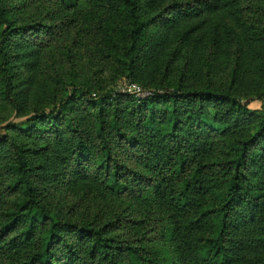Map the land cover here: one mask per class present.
<instances>
[{"label":"trees","instance_id":"1","mask_svg":"<svg viewBox=\"0 0 264 264\" xmlns=\"http://www.w3.org/2000/svg\"><path fill=\"white\" fill-rule=\"evenodd\" d=\"M31 1L77 8V0ZM159 4L99 0L116 63L143 81L169 43L164 32L188 36L220 23L212 45L234 56L228 86L182 85L137 99L93 94L45 69L17 84L14 52L43 59L40 50L63 32L21 23L0 0V264H264V115L243 103L264 101V5ZM247 20L252 52L244 55L234 28ZM11 112L26 121H8ZM78 188L132 209L76 218L61 200ZM5 196L16 199L9 211Z\"/></svg>","mask_w":264,"mask_h":264},{"label":"rangeland","instance_id":"2","mask_svg":"<svg viewBox=\"0 0 264 264\" xmlns=\"http://www.w3.org/2000/svg\"><path fill=\"white\" fill-rule=\"evenodd\" d=\"M79 1L77 0L76 9L66 10L55 2L10 0V4L17 8L15 14L21 23L35 21L37 24L59 28L63 32L47 49L40 50L43 54L47 51L43 59L27 57L23 50L14 52L12 73L17 84L24 85L32 77L36 79V76H43L44 69L50 71V76L54 79L61 78L64 83L92 90L93 94L108 91L122 94L131 84L139 86L142 95L147 97L157 91H172L182 85L202 88L211 82L218 87L230 84L234 56L228 48L212 45V27L220 23L206 21L198 33L188 36H185L184 30L180 33L164 32L169 43L157 65L145 69L143 81H134L113 57V44L108 41L101 27L104 19L99 15V0H87L90 5L87 11H84L86 8ZM171 1L173 0H160L159 8L162 9ZM253 2L255 5L262 2L264 5L260 0ZM256 17L259 19V15ZM253 22L254 20H247L244 28H234L239 36L238 47L244 55L252 52L246 32ZM243 103L249 104L254 113L264 115V101L245 98ZM8 121L24 123L26 118H18L16 112H11L8 114ZM83 191V188H78L71 194L62 195V206L65 209L74 208L76 218L82 214L93 216L99 211L116 217L127 213L128 207L132 209V202L103 197L95 191L86 195L82 194ZM15 200L5 196L2 198V208L5 211L11 210Z\"/></svg>","mask_w":264,"mask_h":264},{"label":"built area","instance_id":"3","mask_svg":"<svg viewBox=\"0 0 264 264\" xmlns=\"http://www.w3.org/2000/svg\"><path fill=\"white\" fill-rule=\"evenodd\" d=\"M122 94L133 96L135 98L143 99L147 96L142 95V90L139 86L131 84L129 88H127Z\"/></svg>","mask_w":264,"mask_h":264}]
</instances>
